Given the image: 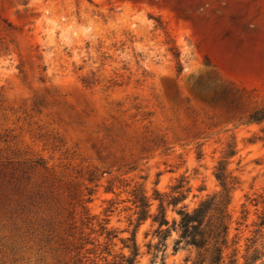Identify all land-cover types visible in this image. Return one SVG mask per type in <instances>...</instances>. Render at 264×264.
<instances>
[{
  "label": "rangeland",
  "instance_id": "obj_1",
  "mask_svg": "<svg viewBox=\"0 0 264 264\" xmlns=\"http://www.w3.org/2000/svg\"><path fill=\"white\" fill-rule=\"evenodd\" d=\"M262 105L264 0H0V264H189L136 195L192 210L233 148L224 256L261 264Z\"/></svg>",
  "mask_w": 264,
  "mask_h": 264
},
{
  "label": "trees",
  "instance_id": "obj_2",
  "mask_svg": "<svg viewBox=\"0 0 264 264\" xmlns=\"http://www.w3.org/2000/svg\"><path fill=\"white\" fill-rule=\"evenodd\" d=\"M248 122H264V105L250 113ZM262 132L264 133V128ZM235 154V148L229 150L216 166L215 175L221 183L222 192L202 200L192 210L189 209L187 204L177 208L191 191V187H187L188 182L184 177L174 186L172 194H160L157 192L155 198L159 200V213L156 215L151 214L150 198L144 190L140 191L136 195L135 200L139 208L138 224L140 225L142 221L153 216L154 222L159 224L158 233L161 242L166 240L172 229L167 214L168 207L173 206L180 215L178 223L180 236L175 242V251H178L181 244L185 243L195 247L197 250V255L194 259H187L190 261L189 264H226L224 250L229 244L231 219L228 206L232 200V190L239 184L236 177L227 173V159ZM173 224L177 225L176 220H174ZM261 226H264V217L262 218ZM130 248L131 254L129 256L123 255V262L115 264H139L140 248L135 239L133 246ZM260 255L261 252L256 250V254L245 258L244 264H257L259 259H261ZM234 257L235 255L233 258L231 257L230 264H238V259ZM261 264H264V262Z\"/></svg>",
  "mask_w": 264,
  "mask_h": 264
}]
</instances>
